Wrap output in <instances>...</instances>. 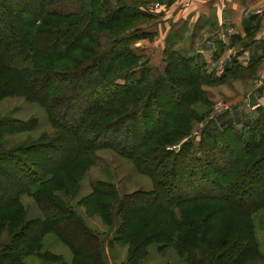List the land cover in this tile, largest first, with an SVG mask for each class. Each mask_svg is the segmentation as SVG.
Returning <instances> with one entry per match:
<instances>
[{
	"label": "trees",
	"instance_id": "trees-1",
	"mask_svg": "<svg viewBox=\"0 0 264 264\" xmlns=\"http://www.w3.org/2000/svg\"><path fill=\"white\" fill-rule=\"evenodd\" d=\"M5 1L0 0V15ZM160 15L126 0H41L35 14L40 24L33 23V27H38L37 42L42 34H47L48 38L38 42L37 50L33 46L34 40L26 39L21 28L11 24L6 25V31L0 28L3 65L17 70L21 79L19 86L27 91L30 99L47 108L53 125L59 129V134L49 141L44 140V134L36 141L6 146L3 143L6 136L30 131L35 128L36 121L0 115V264H27L26 258L31 255L41 257L46 263L66 264L62 254L43 251V238L49 232H56L71 248V264H110L100 232L89 227L77 208L65 199L77 192L89 164L86 157L105 147L134 161L142 173L154 180V188L145 194L140 190L121 193L115 183L99 180L93 184L91 193L78 202L90 215H100L110 227L117 218L120 219L115 241L128 245L125 264H140L154 242L162 243V249L165 245L177 248L186 264H222L224 261L242 264L253 253L263 257L251 223L245 222L241 226L233 220L238 214L248 216L245 214L264 208V201L238 209L229 199L222 203L225 198L219 193L221 190L230 193L240 187L238 185H244L248 177H256L260 172L264 174V108L256 107V119L241 130L231 122L218 124L211 120L201 129L198 147L194 148L192 141H183L190 135L193 122L202 121L209 112L202 87L220 82L223 77L249 80L257 72L261 58L252 57L247 65L233 59L219 78L214 71L209 72L205 63L174 47L168 36L166 69L162 73L153 72L140 63L142 57L132 44L153 38L154 34L137 27L139 23L131 27L129 24L136 21L141 24ZM84 23V31H78L79 25ZM8 32L16 39L9 41L6 38ZM232 39L237 44L241 40L238 35ZM240 43L247 47L253 41ZM17 45L22 46V53L15 62L13 52ZM42 46L45 52L39 50ZM117 46H121L118 51ZM215 46L213 59L217 60L225 45L216 39ZM87 75H90L89 80L95 81L93 86L85 80ZM194 75L199 79L187 88L184 78ZM47 78H53V81L40 92L41 83ZM7 82H0V100L12 91L8 88L11 84L5 85ZM187 89H190V97L179 104L173 101L174 112L169 114L162 100L166 92L171 90L174 95ZM78 100H81L83 110L79 116H74L71 112ZM197 102L208 105L202 113L192 108ZM168 114V119L164 120ZM161 120H164L163 129L149 133L150 122ZM138 123L142 127L144 144L141 150L134 151L135 144L130 137ZM112 131L120 136V143L105 139ZM80 136L84 140L79 139ZM70 139L76 143L67 153L63 146ZM181 142L179 151L168 149ZM235 146H241L244 151L239 155L232 154L230 160L222 155L219 160L209 159L217 147L233 153ZM187 149L193 154L190 159V150L188 155L185 154ZM178 161L187 163L184 169L187 178L201 170L198 179H191L190 183L200 184L208 192H188L162 209L157 202L162 200L165 192L173 191L174 177L184 178L182 169H174ZM215 167L219 173L227 174L223 186L215 176L209 175ZM164 168H169L172 174L170 182L163 176ZM24 195L36 200L43 218H28L22 202ZM139 200L152 204L154 215L139 231L131 232L129 210ZM197 211L200 215L196 217L193 212ZM222 216L229 219H222ZM70 225H75L74 229H79L83 236L79 245L67 235ZM169 225L172 235L158 238L157 233L164 234L162 230ZM87 245L90 249L85 248ZM238 246L241 253L236 249Z\"/></svg>",
	"mask_w": 264,
	"mask_h": 264
},
{
	"label": "rangeland",
	"instance_id": "rangeland-1",
	"mask_svg": "<svg viewBox=\"0 0 264 264\" xmlns=\"http://www.w3.org/2000/svg\"><path fill=\"white\" fill-rule=\"evenodd\" d=\"M116 1V0H114ZM128 3H135L138 7L143 10L149 11L155 14H161L157 19H153L151 21L146 20L140 24V21H136L135 24H129V26H133L139 23L137 27L142 28L144 31L149 32L153 35V38L143 39L141 41L134 42L132 44V48L137 51L138 54L141 55L142 59L140 63L144 66L152 69L153 72H164L167 66L165 59V48H167V38L170 37V40L174 43V47L178 48L181 52L188 55L187 49L193 45V43L198 42L200 47H205L210 45L209 37H200L199 40H195L192 36L186 32H172L169 33L166 38L164 37L163 29H159V19L163 16V12H174L173 16L177 13L181 8V3L186 2L187 0H126ZM29 2V4H28ZM41 0H12L7 2H3L2 4V13L0 15V28L6 31V25L11 24L13 27L21 28L23 35L26 39L34 40V47L37 50L39 43H42L44 39H47V34H42L37 38L35 35L37 34L36 29L33 25H39L40 20L38 17L35 19V14L38 12L39 5ZM158 4L159 7L157 6ZM67 8V6H66ZM65 10H70L66 9ZM72 8V7H70ZM35 19V20H34ZM35 23V24H33ZM158 26V27H157ZM78 31H84L85 23L79 25ZM6 38L11 41L15 40L16 37L8 32ZM170 45V44H169ZM121 46H117V51L120 50ZM204 49V48H203ZM41 52H45L43 46L39 47ZM60 52V49H56ZM22 46L17 45L14 47V60L16 62L17 58L22 53ZM37 52V51H35ZM228 63L232 62L234 58L232 53H226ZM213 59V58H212ZM212 59L208 57L209 62H205L208 67L209 72L214 71L219 78H221L224 71H221L217 66L214 67L212 65ZM232 59V60H231ZM139 63V64H140ZM229 63V64H230ZM221 66V65H220ZM229 66V65H227ZM222 67V66H221ZM2 63L0 56V82L8 81L5 85L8 87L10 93L0 100V115H11L20 119L30 120L34 119L36 121L35 128L30 131L8 135L3 140L6 146H15L18 144L25 143L26 141H36L40 139L42 135H46L44 140L49 141L54 139L59 133L58 128L55 127L51 121L50 114L47 108L40 103L39 101H35L30 99L26 90L19 86L21 79L20 75L16 69L9 67L6 68ZM140 68V67H139ZM217 69V70H216ZM259 70L254 74L253 77L249 80H242L235 78V76H230L228 78L223 77L219 81L212 82V85H205L202 87V92L206 93L209 105V112L206 117L202 121H194L192 130L190 135L185 138L183 141H192L194 144V148L198 147L200 142V134L201 129L204 125L211 120L216 121L218 124L222 123H232L236 129L241 130L247 123H251L257 117L256 110H251L254 107L262 106L264 108V99L261 102H258V105L254 106L249 104V99L253 95L257 93L259 88H263L264 86V64L263 66L258 68ZM140 75V71L138 70V76ZM90 75H87L85 80L90 81V85L93 86V80H89ZM94 79L96 78L95 73L93 75ZM199 79L198 75L190 76L188 78H184L187 84L186 87L191 88L195 85L196 80ZM53 81V78L44 79L41 83V87L39 88L40 92H44L47 87H49L50 83ZM11 82V83H10ZM121 83H124L120 80ZM8 84V85H7ZM35 84V82H34ZM33 84V85H34ZM4 85V86H5ZM3 86V87H4ZM6 86L4 88H6ZM36 87V86H35ZM187 89L184 92H180V94L172 95L171 90L166 92L167 94L164 96L163 106L164 108L171 114L174 112V103L179 104L183 102L185 99L190 97V93ZM14 91V92H13ZM174 101V103H173ZM81 100L77 101L76 106L72 108L71 114L74 116H79L81 110H83V106L80 105ZM83 105V104H82ZM202 103H195L192 105L194 111L202 113L206 106ZM252 106V107H251ZM169 114L165 117L164 120L168 119ZM161 121H153L150 122L149 133H157L163 129V122ZM161 122V123H159ZM162 126V127H161ZM141 125L138 123L135 132L131 133L130 141L135 144L133 150H141L144 142L143 141V133H141ZM260 136V135H259ZM258 136V137H259ZM257 137V138H258ZM84 140V137H79V139ZM105 139L111 143H115L118 141L120 143V136L115 131L110 132L106 135ZM182 141V142H183ZM174 145L172 147H168V149L179 151V148L182 144ZM75 140H69L66 142V147L63 146V149L66 150L67 153L72 151V147L75 146ZM233 153H230L223 148L217 147L216 150L210 155V160H215L221 158L220 155L226 157L227 159H231L233 155H239L244 150H242L241 146H235L233 148ZM190 153L188 155V152ZM221 152V153H220ZM185 154L188 155V159H190L193 154L191 153V149H187ZM233 154V155H232ZM89 161L87 165V169L85 170L83 176L79 181V188L74 196L71 198L66 197L71 204L77 208V211L82 215L85 219L86 224L96 229L100 232V237L105 240V254L108 262L110 264H125L127 263V255H128V245L116 243V230L120 225V219H116V222L113 227H110L106 224L102 217L98 214L90 215L87 213V209L83 205H79V200L84 196L88 195L92 191V186L99 180H105L109 182L115 183L121 193H132L135 191H142V193H146L151 191L154 188V180L147 174L142 173L134 161L122 156L116 150L105 147L100 148L91 153L86 157ZM185 160V161H188ZM148 159H146L145 165L148 164ZM212 160V161H213ZM219 160V159H218ZM184 161H178L174 164L175 171L183 170L187 168V163ZM169 169V168H168ZM167 168L162 169L163 176L167 178V182H170L172 179V174L168 171ZM201 170H198L197 175L194 177L187 178L184 173V178L180 179L174 177L173 179V191L165 192V196L162 200L157 202L162 209L167 208L169 202H175V200L183 196L188 192H208L206 188L201 186L200 184L190 183L191 179H198ZM210 176H215L214 178L222 185L225 183V179L227 178V174L224 172L219 173L215 168H212L209 171ZM214 173L216 175H214ZM208 175V174H207ZM182 182V185H181ZM176 185H178L176 187ZM169 186V184H167ZM232 192L227 193L224 190H221L219 193L225 201L222 200V203H225L226 200H230L234 203L235 206H238V209L249 207L253 203L257 201H264V174L261 172L256 175V177L250 176L247 178V181L244 185H238ZM248 187L247 191H242V189ZM242 188V189H241ZM227 191V190H226ZM61 194V193H60ZM143 194V195H144ZM62 195V194H61ZM63 196V195H62ZM22 202L26 207L28 218H43V213L41 212L36 200L30 195H24L22 197ZM153 206L150 203L144 202L143 200L136 201V204L129 210V228L131 232L139 231V229L148 224V221L152 220L153 217ZM194 216L200 215V212H193ZM244 215L236 216V219L233 221L238 222V225L241 226L248 222L251 223L253 229V235L255 241L257 242L258 250L263 257L251 255L247 257V259L242 264H264V260L260 258H264V208H258L252 213H247ZM250 215V216H249ZM221 217V216H220ZM223 217V216H222ZM227 218V219H225ZM165 219V217H162ZM222 219L228 220L227 216H224ZM161 220V219H160ZM162 221V220H161ZM160 221V222H161ZM217 226V225H216ZM167 227V228H166ZM165 229L162 230V233H157L158 238H166L172 235V226H166ZM214 228L213 225H211ZM75 225H70V230H67V235L71 239L72 242L79 245L82 239V234L79 229H74ZM44 248L43 251H51L56 254H62L64 257V261L66 264H71L73 260V253L71 248L64 243L56 232H49L43 238ZM113 242V243H112ZM162 243L154 242L148 248L147 256L140 262V264H186L184 262V256L180 255L177 248L174 246H167L162 249ZM86 249H90L89 245L85 246ZM238 253H241V248L238 246ZM231 258V257H230ZM27 264H59V263H46L44 259L37 255H31L26 258ZM222 264H228V261H224Z\"/></svg>",
	"mask_w": 264,
	"mask_h": 264
},
{
	"label": "crops",
	"instance_id": "crops-1",
	"mask_svg": "<svg viewBox=\"0 0 264 264\" xmlns=\"http://www.w3.org/2000/svg\"><path fill=\"white\" fill-rule=\"evenodd\" d=\"M185 1V0H183ZM174 18V12H163L159 29H163L164 37L172 32H186L195 40L200 37H209L210 45L200 47L198 42L187 49L188 55L193 56L201 63L209 62L216 51L215 40L220 39L225 47L221 56L214 60L212 65L221 68L229 65L226 53H232L234 58L242 65H247L252 57H260L258 66L264 64V0H187L180 5ZM158 27V26H157ZM241 39L233 43V36ZM253 41L249 46L242 47L240 42ZM231 59V60H232ZM222 67H221V66ZM257 68V71L259 70ZM255 77V76H254ZM264 99V86L249 99L254 106ZM251 106V107H252ZM254 107L251 110H255Z\"/></svg>",
	"mask_w": 264,
	"mask_h": 264
},
{
	"label": "built area",
	"instance_id": "built-area-1",
	"mask_svg": "<svg viewBox=\"0 0 264 264\" xmlns=\"http://www.w3.org/2000/svg\"><path fill=\"white\" fill-rule=\"evenodd\" d=\"M160 4H158L157 6L159 7ZM258 105V104H257Z\"/></svg>",
	"mask_w": 264,
	"mask_h": 264
}]
</instances>
